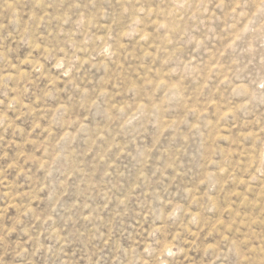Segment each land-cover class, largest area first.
<instances>
[{
    "label": "rangeland",
    "instance_id": "rangeland-1",
    "mask_svg": "<svg viewBox=\"0 0 264 264\" xmlns=\"http://www.w3.org/2000/svg\"><path fill=\"white\" fill-rule=\"evenodd\" d=\"M0 264H264V0H0Z\"/></svg>",
    "mask_w": 264,
    "mask_h": 264
}]
</instances>
